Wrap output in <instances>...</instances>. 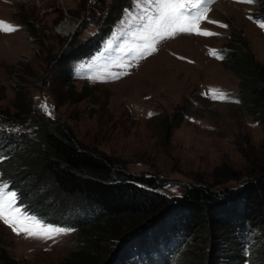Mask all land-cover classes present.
I'll use <instances>...</instances> for the list:
<instances>
[{"label":"rangeland","instance_id":"obj_1","mask_svg":"<svg viewBox=\"0 0 264 264\" xmlns=\"http://www.w3.org/2000/svg\"><path fill=\"white\" fill-rule=\"evenodd\" d=\"M107 3L0 0L3 27L19 26L0 30V113L17 112L14 99L20 95L22 104L62 119L81 144L116 166L158 176L164 184L160 190L170 195H180L188 183L235 187L258 173L264 166V122L237 101L239 80L217 52L240 34L264 63V23L252 17L259 7L246 0H212L199 5L202 15L195 22L185 15L168 25L160 20L159 0H132L101 51L79 62L72 78L61 80V60L88 47L104 16L94 10L90 18L89 11L105 10ZM63 23L74 27L70 34L60 29ZM15 202L12 210L5 209L10 223L0 219V251L15 264H51L74 249L75 229L52 239L17 234L35 229L36 221L59 224L25 213ZM107 236L98 240L101 264L120 246L115 236Z\"/></svg>","mask_w":264,"mask_h":264},{"label":"trees","instance_id":"obj_2","mask_svg":"<svg viewBox=\"0 0 264 264\" xmlns=\"http://www.w3.org/2000/svg\"><path fill=\"white\" fill-rule=\"evenodd\" d=\"M96 1L109 2L107 9L93 6L87 16L96 11L104 16L88 47L61 60V80L72 78L79 62L101 50L132 6V0ZM253 4L259 9L252 17L264 23V0ZM217 53L239 80L237 101L264 122V63L240 34ZM20 98L14 99L17 112L0 113V177L18 193L15 201L23 211L77 231L74 249L51 264H101L98 240L106 234L120 245L107 264H264V166L235 187L188 183L180 195H170L160 190L158 176L116 166L81 144L62 119L46 117ZM61 218L64 222L56 223ZM0 264L15 261L0 251Z\"/></svg>","mask_w":264,"mask_h":264},{"label":"snow or ice","instance_id":"obj_3","mask_svg":"<svg viewBox=\"0 0 264 264\" xmlns=\"http://www.w3.org/2000/svg\"><path fill=\"white\" fill-rule=\"evenodd\" d=\"M161 4L164 6V10L161 12L160 20L168 25H175L178 21H180L185 15L191 18L193 22L198 20L202 13L199 12V5L206 2H212V0H159ZM248 3H253L254 0H246ZM187 3L191 5L190 8H185L184 4ZM205 20L206 16L203 17ZM7 22L0 21V30L2 31H15V29L19 26H11L3 27ZM211 23H218L216 21H211ZM227 27V25H223ZM180 31H191L190 28H180ZM174 32L168 33V35H174ZM204 35H216L211 32H203ZM223 95V94H222ZM47 106V105H44ZM8 182L0 181V219H5V209L12 210L13 201L17 200L18 193L6 191ZM35 219V218H33ZM5 223H10L9 220L5 219ZM43 224V226H41ZM13 230L16 231V227L13 226ZM73 231L70 228H63L59 226H54L51 224H44L41 221H36V228H21L17 234L20 232L26 233L29 237H40L44 239H52L56 235L65 234L67 232Z\"/></svg>","mask_w":264,"mask_h":264},{"label":"bare ground","instance_id":"obj_4","mask_svg":"<svg viewBox=\"0 0 264 264\" xmlns=\"http://www.w3.org/2000/svg\"><path fill=\"white\" fill-rule=\"evenodd\" d=\"M73 26L72 25H68V24H61L60 25V29L64 32V33H68L70 34L71 31L73 30Z\"/></svg>","mask_w":264,"mask_h":264}]
</instances>
